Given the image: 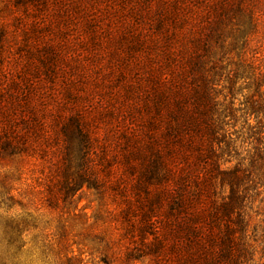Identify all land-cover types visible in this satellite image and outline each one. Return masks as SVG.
<instances>
[{
    "label": "rangeland",
    "instance_id": "rangeland-1",
    "mask_svg": "<svg viewBox=\"0 0 264 264\" xmlns=\"http://www.w3.org/2000/svg\"><path fill=\"white\" fill-rule=\"evenodd\" d=\"M220 4L226 16L207 38ZM100 5L93 9L91 26L77 15L67 41L50 34L63 44L68 59L54 63L57 77L53 84L45 81L43 90L68 105L62 97L68 87L71 105L78 102L101 139L112 144L118 155L108 176L112 185L105 191L85 187L68 202L49 207L42 198L46 185L53 189L44 154L0 156V264H61L63 256L48 245L56 226L65 230L66 254L75 258L69 264H179V224L184 222L201 230L205 249L211 246L203 235L218 232L225 223L232 226L233 253L220 264H264V0H132L125 8L113 4L115 11ZM29 21L14 0H0V55L7 68L26 58ZM193 36L203 37L207 48ZM196 56L198 77L208 79L207 91L216 103L215 134L204 133L200 148L197 142L186 148L179 144L170 111L177 112L179 84L191 81L184 72ZM183 90L189 91V85ZM136 135L143 143L159 144L145 154V162L131 160L137 165L132 171L122 147ZM158 157L174 175L163 173ZM179 168L188 176L201 172L211 183L200 196L192 177L185 175L187 196L195 201L191 198L180 215L171 206L179 196ZM150 172L151 184L135 191L138 173ZM5 177L10 179L6 188L1 185ZM231 192L240 219H193L199 212H214L213 202H228ZM24 221L31 225L27 228H37L10 234L15 223ZM109 238L116 243L107 247Z\"/></svg>",
    "mask_w": 264,
    "mask_h": 264
},
{
    "label": "trees",
    "instance_id": "trees-1",
    "mask_svg": "<svg viewBox=\"0 0 264 264\" xmlns=\"http://www.w3.org/2000/svg\"><path fill=\"white\" fill-rule=\"evenodd\" d=\"M101 2L106 3L109 8L113 4L114 7L125 8L126 4L131 5L132 0H14V6L17 9H22L24 16L30 19V28L24 31L29 50L25 60L14 68H7L1 62L3 58L0 55V156L18 154L34 157L36 154H44L45 160L48 162V177L53 189L46 185L42 198L49 207L59 201L68 202L70 197L80 193L85 187L105 191L112 185L108 176L115 170L118 159V155L112 149V144L101 139L97 131L90 125L89 115L81 105L77 104L78 102L71 105L72 102L68 100H73V97L70 99L73 94L68 87L65 86L62 91V97L65 102L69 103L68 105L60 104L58 100L61 97L55 93H47L46 89L43 90V87L48 88L45 81L48 80L50 84H53L52 78L57 77L58 69L54 63L68 59L62 51L63 44L55 42L50 34L62 39L61 42L67 41L69 25L76 22L77 15L83 18L87 26H91L94 21L93 9H97ZM220 5L222 8L218 15L219 19L208 24L207 38L215 35L218 23L223 22L226 16L225 7ZM111 9L116 10L113 7ZM17 19L22 20L20 17ZM189 32L192 31L189 30ZM201 38L193 36L192 40L202 44L206 49L207 45L203 43L205 40L203 37ZM188 66V72L184 73H189L192 78L188 82L190 90L184 92L183 89L188 86L184 79L179 84V100L175 99L177 112L170 111V115L174 120L175 128L179 130V144L187 148L191 145L193 147V144L197 142L195 145L200 148L205 144L204 133L210 132L212 136L215 134L213 124L217 109L214 98L207 91L208 79L204 76L198 77L201 68L199 56L190 58ZM198 80L202 82L201 87H198ZM74 98H78V96ZM66 112L69 113L66 114ZM170 132V130L167 131L169 136ZM192 133L199 134L197 141H195V135H191ZM185 135H189L190 139L180 138ZM138 139V135H136L122 147V158L129 164L132 171L136 170L137 165L130 161L145 162L143 158L147 152L154 150L153 145L159 144L156 141L143 143ZM209 148L210 154L215 156L212 147ZM159 159L158 157L157 162L162 161ZM156 166L158 165L155 164L157 170ZM162 169L163 173L169 176L174 175L171 166L163 161ZM179 171L182 173L179 177V196L173 199L171 206L174 207L173 211L179 209L180 215L186 211L187 203H191L195 198L192 196L191 200L187 196L189 185H186L188 180L185 175L188 176V174L185 169L179 168ZM138 177L134 185L135 191L148 183L151 184V172L150 174L138 173ZM188 177H192V183H195L197 190L201 192L200 196L203 192L202 188H207L211 184L208 177L203 178L201 172L190 174ZM9 180L5 177L1 185L4 188L9 187ZM162 191L164 190L157 191L160 198L163 194ZM222 200L219 204L213 202L214 212H199L193 219H211L212 223L220 218L232 219L235 217V219H240V214L234 211L236 209L234 204L237 200L235 193L231 192L228 202ZM214 224L218 226L217 222ZM26 226L31 225H28L26 221L15 223L14 228L11 226L10 234L17 232L16 236L23 235L31 228H37L33 225L31 228ZM223 226V229L217 227L218 232H212L209 229L210 233L203 235L211 246L205 249L200 229L192 228L188 222L179 224V236H183V243L179 245V254L181 255L179 264H220L221 259H225L233 253L230 247L236 239L231 234L232 226H228L226 223ZM106 230L103 233L105 238L108 235ZM11 239L16 240L13 237ZM115 243L114 239H105L107 247ZM228 244L230 246L227 252ZM48 245L56 255L63 256L61 264H69L75 260L74 257H68L66 254L69 243L65 230L60 226H56L55 233L49 239ZM217 245L221 250L218 249L215 253Z\"/></svg>",
    "mask_w": 264,
    "mask_h": 264
}]
</instances>
